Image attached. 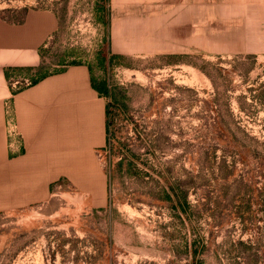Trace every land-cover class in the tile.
<instances>
[{
	"label": "rangeland",
	"instance_id": "obj_1",
	"mask_svg": "<svg viewBox=\"0 0 264 264\" xmlns=\"http://www.w3.org/2000/svg\"><path fill=\"white\" fill-rule=\"evenodd\" d=\"M36 20L58 30L30 79L77 63L112 92L107 190L0 209V264H264V55L119 54L109 0H0V22Z\"/></svg>",
	"mask_w": 264,
	"mask_h": 264
},
{
	"label": "crops",
	"instance_id": "obj_2",
	"mask_svg": "<svg viewBox=\"0 0 264 264\" xmlns=\"http://www.w3.org/2000/svg\"><path fill=\"white\" fill-rule=\"evenodd\" d=\"M109 10L119 54L264 55V0H109ZM40 23L0 22V209L44 202L61 179L87 193L107 190L97 153L109 143L108 96L89 67L72 64L11 90L7 73L37 72L41 49L58 30ZM10 115L23 149L9 144Z\"/></svg>",
	"mask_w": 264,
	"mask_h": 264
},
{
	"label": "built area",
	"instance_id": "obj_3",
	"mask_svg": "<svg viewBox=\"0 0 264 264\" xmlns=\"http://www.w3.org/2000/svg\"><path fill=\"white\" fill-rule=\"evenodd\" d=\"M12 80H13V82H12L11 86L13 88H16L17 91L13 90L12 88H11V90H12L13 94H17V93L33 86V80L34 79H30L27 77L22 78V77L14 76L12 78ZM8 109L10 110V107H8ZM109 140H110V135H109Z\"/></svg>",
	"mask_w": 264,
	"mask_h": 264
},
{
	"label": "trees",
	"instance_id": "obj_4",
	"mask_svg": "<svg viewBox=\"0 0 264 264\" xmlns=\"http://www.w3.org/2000/svg\"><path fill=\"white\" fill-rule=\"evenodd\" d=\"M106 1H108V0H105V2H106ZM117 58H119V57H117V56H112L111 59H109V61H112V60L117 59ZM105 59H106V60L108 59V55L105 56ZM73 64H77V63H73ZM46 76H48V75H43V76L40 77V78L34 79V80H33V85H35L36 83H38L41 79L45 78ZM7 77L10 78V74L7 73ZM93 82L96 84V81H95L94 79H93ZM99 86H100L99 89L101 90V92H102L104 95H106V96H108V97L111 96L112 92H111V90H110V88L108 87L107 84L102 83V84H100ZM108 116H109V129H110V125H111V111H110V108H109V111H108Z\"/></svg>",
	"mask_w": 264,
	"mask_h": 264
}]
</instances>
